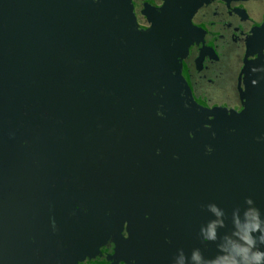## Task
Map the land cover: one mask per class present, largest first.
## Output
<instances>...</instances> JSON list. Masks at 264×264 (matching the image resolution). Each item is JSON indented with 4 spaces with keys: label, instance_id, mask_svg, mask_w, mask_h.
I'll list each match as a JSON object with an SVG mask.
<instances>
[{
    "label": "water",
    "instance_id": "obj_1",
    "mask_svg": "<svg viewBox=\"0 0 264 264\" xmlns=\"http://www.w3.org/2000/svg\"><path fill=\"white\" fill-rule=\"evenodd\" d=\"M137 4L113 0L105 13L99 2L88 3L93 21L91 26L85 22L84 28L94 48L46 46L39 53L33 49L19 55L21 62L28 60L21 65L27 71L26 84L32 89L36 83L44 86L46 110L38 114L39 139L31 147L25 144L26 152L10 149L0 136V186L16 188L25 172L26 181L35 178L34 187L28 188L35 194L33 201L44 206L57 200L60 182L71 178L76 193L70 195V201L65 199L66 216L78 206L98 205L102 195L108 201L123 202L125 217L130 218L128 248L137 256L147 258L154 246L171 264H177L181 255L186 264H194L196 250L205 262L213 261L222 255L220 245L225 238L237 230V218L244 221L245 212L256 209L264 221V7L252 13L250 26L241 33L242 49L235 53L228 75V93L237 82L241 111L251 118L246 121L250 131L237 140L234 128L243 120L219 115L218 126L208 125L204 104L189 94L185 61L196 42L192 19L174 21L162 32L141 30L138 22L145 14L136 11ZM100 20L102 25L97 24ZM123 73L130 75L128 81L142 83L147 112L145 126L139 128L138 116L130 127H124L127 135L118 126L131 121L120 113L131 107L135 114L136 102L125 107L114 86L107 87L109 95L103 92L108 78L118 80ZM135 138V143L120 148L122 139ZM176 188L185 190L181 195L189 191L195 205L188 201L179 211L173 207L172 200L178 201V196L172 197ZM3 199L0 195V264H45L46 258L36 255L38 251L26 240L32 237L29 233L37 232L33 221L39 220L31 216V222L21 223V213L33 207L11 205L9 211ZM211 205L222 214L212 212ZM214 223L217 238L205 239ZM97 233L76 240L85 247L80 253L100 254V243L91 244L93 237L101 238L100 230ZM253 235L257 237L254 250L264 251L260 232ZM163 263L167 264L165 259Z\"/></svg>",
    "mask_w": 264,
    "mask_h": 264
},
{
    "label": "crops",
    "instance_id": "obj_2",
    "mask_svg": "<svg viewBox=\"0 0 264 264\" xmlns=\"http://www.w3.org/2000/svg\"><path fill=\"white\" fill-rule=\"evenodd\" d=\"M40 1L43 0H0V136L4 137L10 149L20 150V152H26V145L24 142L22 143V139H28L31 142L39 139V133L42 129L38 124V114L46 109L43 99L44 86L36 83V89H32L31 84H26L24 79L27 71L21 65L27 63L28 60L21 62L22 59H19V55L23 52L27 55L26 51L33 49L39 53L46 46L51 49L56 46L45 39L46 33L43 32L41 36H38V30H31L21 22L28 16V10H40ZM53 1L63 2L66 6H78L77 1L84 2V4L80 3L78 7L84 13L87 24L91 26L93 16L91 8L87 6L88 3L99 2L101 7L105 8L106 13V9L108 10L107 4H110L113 0ZM134 1L138 3L136 11L140 10L145 14V17L141 15L142 21L138 22L141 30L149 28L162 32L171 26L174 21L183 22L185 18L190 17L196 29V42L193 49L197 59H200L202 64L206 62L209 55L212 57L213 55L218 56L215 47V41L220 38L218 32H221V36L223 33L226 34L228 43L232 47L234 59L235 53L238 54L239 49H242L239 39L241 33L245 32L247 27L250 26L249 19L252 13L264 7L263 0ZM38 16L34 11L29 15L30 18L35 20ZM100 17H102V14ZM97 24L102 25L103 23L100 20ZM218 26L221 28L219 29ZM60 48L64 47L59 46L58 49ZM240 60H242V56H240ZM14 61H16V64ZM71 75H74L73 70ZM57 79L58 81L62 80L59 76ZM53 87H55V84ZM34 145L38 146L39 144L34 143ZM21 173L25 174V172ZM25 175L18 180L16 188L7 186L10 188L7 194H4L5 192L0 189V195L4 198L3 204L18 205L23 209L31 206L35 194L31 193V190H27L28 181L25 180ZM52 191L54 190L50 189L51 195ZM101 197L102 201L98 205L88 204L86 207L78 206L75 208L79 222L82 221L80 218H93L99 228L105 220L112 222L115 219L116 214L114 211L118 206V201H108L104 196L101 195ZM55 204L54 201H51V203L43 206L45 208L50 205L51 208L48 207V212L45 213L42 221H33V224L38 225V230L36 233H29L32 237H26V240L32 243L33 249L38 251L36 255H39L40 258L42 256L44 261L46 258L45 264H71L70 259L72 256L79 255L80 250L85 249V247L73 243L75 239L83 241L85 231L78 234L76 231L75 234L73 233L70 223H67L66 220V218H70L71 214L67 217L65 215L64 220H54L52 206ZM80 211H83V216ZM33 217L36 218L35 215ZM92 232L93 230H89V235H92ZM94 232L99 234L96 229Z\"/></svg>",
    "mask_w": 264,
    "mask_h": 264
},
{
    "label": "rangeland",
    "instance_id": "obj_3",
    "mask_svg": "<svg viewBox=\"0 0 264 264\" xmlns=\"http://www.w3.org/2000/svg\"><path fill=\"white\" fill-rule=\"evenodd\" d=\"M40 10L35 11V10H28L27 14L28 16L21 20L22 24L24 26H27L31 28V30L35 29L38 30V36H41L42 33H46L45 39L48 41H51L53 44H55L57 47H64V48H81V47H88V48H94L93 42H91V38L89 37L88 32L84 28L85 22L87 23V20L84 18V13L80 10L78 6L81 4H84V2H76L78 6H66L65 4L61 3L60 1H56V3H50L48 1H40ZM34 11L36 14H38L37 20L30 18L29 15L30 13ZM130 18L133 19V16ZM138 21V19H137ZM65 41V42H61ZM62 49V48H60ZM94 51V49H93ZM214 56V55H213ZM179 59V56H176ZM196 53L194 49H191L190 54L188 55L185 63L186 67L189 72L190 76V90L192 93L191 94L192 98L195 96L196 101L199 104H204L203 105V115L205 116V119L208 121V125H213L215 124L218 126L219 124L216 122L221 119V116L223 115L226 118L231 117L235 120L242 121L241 123H237L234 128V135L236 139L238 140H243L244 137L243 135L247 134L248 131H250V127L246 124V121H249L251 118L248 117L247 114H245L243 111H241L242 107L240 105V95L239 91L237 89V82L233 85L232 92L228 93L227 91V85L223 87L222 89H214L213 88V83L208 84V81H198L194 79L193 74H200L202 69H199L201 66L200 64H197L195 62L196 60ZM215 57V56H214ZM213 57L209 55L207 57V60H211ZM206 60V61H207ZM193 64V65H192ZM111 75H109L110 77ZM128 74L123 73L121 77L118 78V80L113 79V78H108L105 84V87L103 89V92L105 93L107 90L108 86H114L117 91H120L121 94V102L122 104L126 106H132L134 105V112H132L131 107H126L123 112L120 114H123L124 117H126L129 121H131V124H125L123 126L120 124L118 126V130L125 135H127V130L124 129V127L128 128L132 125V121L139 116L140 123H139V128L142 126H145V118L147 116V112L145 109V95L144 93V88L142 87V83L138 80L135 81H128ZM198 81V82H197ZM201 84V85H200ZM140 93V97H139ZM106 95H109V93H105ZM130 94H134L135 98L130 99ZM227 104H230V108L227 106ZM261 106L264 107V101L261 102ZM231 111V112H230ZM119 113L117 115H120ZM252 119H256L255 117H252ZM108 121H111L115 124L116 122L113 121V119H109ZM142 127V128H143ZM211 127V126H210ZM218 131L221 132L220 128L216 127ZM117 130V131H118ZM140 137H137V139ZM25 144L27 147H31V141L28 139H25ZM136 141V138L133 140H127V139H122V144L120 148H125L126 146H129L131 142ZM213 143L218 147V142L216 139L213 141ZM81 147V145H80ZM223 148L222 146H220ZM134 155H136V148L134 147ZM81 161L80 159L77 160V162ZM47 190V188L44 189V191ZM172 193V197L176 198L178 196V201L177 200H172V206L175 208L182 207L183 204L187 203L188 201L190 202V205L194 206L195 204L194 201L189 199V191H186V195H181L185 193V190L182 188H176ZM165 192H167L165 190ZM189 192V194H188ZM197 192L195 193V198L197 196ZM193 197L194 195L191 194ZM70 201V195L68 196L67 192L64 190L61 194L56 195V204L58 201H63L65 203V199ZM199 197V196H198ZM170 198V196H169ZM181 198V200H179ZM70 203V202H69ZM45 204V203H43ZM53 215H54V220L60 219V216L56 210H52ZM182 216V215H181ZM67 220V218H66ZM195 234V231L193 232ZM174 236V235H173ZM183 239V238H182ZM105 246V249L108 251H113L115 252L116 255L120 257L122 250H124V245L123 242H119V240L111 241L107 240L103 244Z\"/></svg>",
    "mask_w": 264,
    "mask_h": 264
},
{
    "label": "flooded vegetation",
    "instance_id": "obj_4",
    "mask_svg": "<svg viewBox=\"0 0 264 264\" xmlns=\"http://www.w3.org/2000/svg\"><path fill=\"white\" fill-rule=\"evenodd\" d=\"M220 24V23H219ZM220 29L221 27L218 26ZM211 30V28H210ZM218 37L220 36L219 40L215 41V47L218 56L214 57L211 60H207L205 63H200V59L198 60L196 57L195 62L197 64H200V68L202 69L200 74H193L195 81H208V84L213 83L214 89H222L225 87V85L228 84V73L230 71L231 63L233 62V56H232V47L229 45L228 40L226 38V34L223 33L221 36V32H218ZM217 37V38H218ZM193 65V64H192ZM197 81V82H198ZM201 85V84H200ZM24 177V174H23ZM35 179V178H33ZM31 177L29 178V181L27 182V190L28 188L34 187ZM57 174L52 179V182L54 184V187L57 184ZM0 189L2 192H5L4 194H7L9 192V189L7 186H0ZM66 191L68 196L76 193V190L72 187V179L66 178L65 181H61L58 186V194H61L63 191ZM56 203V201H54ZM36 202L32 201V210L30 212L24 211L21 214L23 215L22 222L21 223H29L31 221L28 220V217H31L35 215L37 220H41L44 218L45 213L48 212V207H43L41 205H36ZM128 203V202H127ZM3 204V202H2ZM43 204V203H42ZM4 206L9 207L8 210L11 211V204H3ZM54 210H56L60 216L59 220H64L66 217L67 212V206L63 201H58L57 204L52 206ZM124 204L123 202L118 201V206L114 213L116 214L115 219L110 221H104L101 227L97 229V225L94 222L93 218H80L82 221L79 222V217L76 215L75 212L71 213V216L69 219H67V223H70V228L73 230V233L75 234V231L78 233H81V231H85V236L89 235V230H93L92 235L97 236L96 232L94 230H102L100 233L102 236L101 238H94L91 240V244H98L100 243L101 246V252L98 255L94 254H88L85 255L83 253H79V255H73L70 261L72 264H164L163 260L165 259L167 264H171V262L166 258L158 254L155 250V247L153 246V249L151 250L152 253L148 255L147 258H144V254H140L141 256H137L136 252L128 248L127 239L131 236H128L127 229L130 224V218L125 217V210H124ZM51 208V207H50ZM93 223V225H92ZM181 226V224H178ZM69 229V227H68ZM70 232V231H69ZM72 232V231H71ZM91 235V234H90ZM119 240V242H123L124 250H122L120 257L113 253V251H108L105 249V246L103 245L105 241L111 240ZM74 245H76V239L73 242ZM167 252V251H166ZM170 252V251H168ZM167 252V253H168ZM94 256L95 258L91 259V257ZM136 256L138 257L136 260ZM164 258V259H162ZM177 258V257H176ZM175 263V262H173Z\"/></svg>",
    "mask_w": 264,
    "mask_h": 264
},
{
    "label": "clouds",
    "instance_id": "obj_5",
    "mask_svg": "<svg viewBox=\"0 0 264 264\" xmlns=\"http://www.w3.org/2000/svg\"><path fill=\"white\" fill-rule=\"evenodd\" d=\"M248 203L252 204V201L249 200ZM210 210L218 216L222 214L215 205H211ZM235 223L237 230L233 236L226 237L224 243L220 245L222 255L213 261L205 262L199 250H196L192 255L194 264H264V251L254 250L257 245V237L253 235L254 233L260 232L258 239L264 243V221H261L258 210L246 211L244 221L237 218ZM216 227L214 223L205 239L217 238ZM177 264H186L183 255L178 259Z\"/></svg>",
    "mask_w": 264,
    "mask_h": 264
}]
</instances>
